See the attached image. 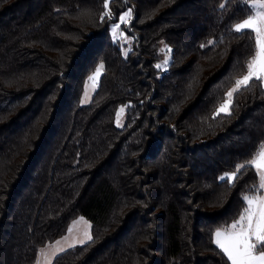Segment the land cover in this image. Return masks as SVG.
Listing matches in <instances>:
<instances>
[{
	"label": "trees",
	"instance_id": "1",
	"mask_svg": "<svg viewBox=\"0 0 264 264\" xmlns=\"http://www.w3.org/2000/svg\"><path fill=\"white\" fill-rule=\"evenodd\" d=\"M103 2L0 0V264H34L78 217L91 240L52 264H228L212 233L258 180L253 169L234 185L219 177L264 142V88L253 82L231 115L213 116L253 53L252 38L230 30L248 7L110 0L102 21ZM127 8L135 43L123 57L108 30ZM162 41L171 64L157 78Z\"/></svg>",
	"mask_w": 264,
	"mask_h": 264
},
{
	"label": "snow or ice",
	"instance_id": "2",
	"mask_svg": "<svg viewBox=\"0 0 264 264\" xmlns=\"http://www.w3.org/2000/svg\"><path fill=\"white\" fill-rule=\"evenodd\" d=\"M244 3L248 7L246 18L232 24L230 30L238 35L250 36L254 45L253 53L246 62V74L235 80V86L226 93L224 103L217 108L213 119L221 112L231 115L232 98L238 91L250 87L253 82L259 83L264 88V0H244ZM220 7L223 8L224 5L221 4ZM103 8L105 11L101 20L103 21L106 17L111 19L110 0H104ZM131 14V9L123 13L120 16V22L126 24ZM118 29V24L113 26L114 35ZM208 43L213 42L208 41ZM103 67V64L97 66L94 75L90 76L89 80H97ZM156 67L160 68L161 65L158 64ZM123 110L124 107L117 113L118 126L119 116ZM247 169L255 171L258 183L253 184L248 193L242 195L243 206L238 218H235L230 225L217 228L212 233V243L218 252L226 257L228 264H264V194H262L264 193V142L258 145L250 159L236 164L235 171L225 173L219 179L229 185H234L240 174ZM88 239H91L90 235Z\"/></svg>",
	"mask_w": 264,
	"mask_h": 264
},
{
	"label": "rangeland",
	"instance_id": "3",
	"mask_svg": "<svg viewBox=\"0 0 264 264\" xmlns=\"http://www.w3.org/2000/svg\"><path fill=\"white\" fill-rule=\"evenodd\" d=\"M129 9H131V8H127L123 13L128 12ZM122 14H120V16ZM120 16L116 22L111 23L109 25L108 37L112 42L117 43L119 45L122 56L127 57V55L133 50V46L135 43V37L131 33L132 29L130 27L132 20H133V17H134V13L132 10L131 17L129 18V20L126 24L120 22ZM117 24L119 25V29L117 30V32L114 35L113 34V26L117 25ZM121 33H123V35H121ZM169 49L171 50V48L168 45H166L163 41L160 42V44H159V61L156 65L159 64V65H161V67L157 68L155 66L156 70L158 71L157 78H160L168 70V68L171 64V51L169 52L168 51ZM166 60H167V63H165ZM100 64H102V63H98L96 65L94 71L87 77V79L85 81L84 89H83V92H82V95L80 98V105H82V106L87 105L91 101L92 95L97 88V85H98V82H99V79L102 75L103 70H102V72H101V74L97 80H89V77L94 75L97 66H99ZM234 86H235V84L229 89V91ZM122 107H124V110H123V112L120 113L119 126H118L117 113ZM126 108H127L126 105H120V106H118V108L116 110V114L114 116L113 122H114V126L117 129H122L124 126L125 117H126ZM220 114H225V113L221 112ZM262 194H264V193H262ZM89 235L91 236L90 222L88 220H86L84 217L76 218L75 220H73L69 224L68 229H67L66 233L64 234V236L57 239L53 243L46 244L45 246L41 247L38 250L37 257H36L34 264H52L53 259L57 255L63 253L64 251H66L72 247L80 246V245H83L85 243H88L91 240V239L90 240L88 239ZM81 241H84V243H81ZM61 249H63L64 251H60Z\"/></svg>",
	"mask_w": 264,
	"mask_h": 264
}]
</instances>
